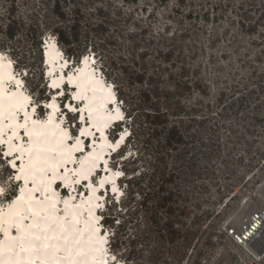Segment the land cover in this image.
I'll list each match as a JSON object with an SVG mask.
<instances>
[{"label": "trees", "instance_id": "trees-1", "mask_svg": "<svg viewBox=\"0 0 264 264\" xmlns=\"http://www.w3.org/2000/svg\"><path fill=\"white\" fill-rule=\"evenodd\" d=\"M49 34L74 64L96 57L125 112L124 190L104 213L113 252L117 227L140 220L158 261L183 264L203 238L194 264L207 262L264 173V0H0L16 69L43 77Z\"/></svg>", "mask_w": 264, "mask_h": 264}, {"label": "bare ground", "instance_id": "bare-ground-1", "mask_svg": "<svg viewBox=\"0 0 264 264\" xmlns=\"http://www.w3.org/2000/svg\"><path fill=\"white\" fill-rule=\"evenodd\" d=\"M50 38L52 39V41L48 37L46 38L47 46L45 47V53L46 59L51 64L49 72L54 73L57 68V62H55V59L61 57L64 52L57 43L55 36L50 35ZM83 59V66L81 67L80 65L77 69V72L71 73L69 76H65L63 74H54V76L52 77V83L54 86H57L62 84L64 80H67L71 84H74L77 87L75 96L77 98L85 97L87 101L86 105L81 108L82 112L87 110L90 114L92 125H95L97 128L102 129V132H104V127L109 121L120 118L122 115H124L125 120V112L121 107L120 100L117 97L116 90L113 86L114 84L108 82L106 78L103 77L101 69L97 66H95L96 69L100 70L101 73L100 75H94L92 68L93 65L90 66V61L91 59H93L97 64L96 57L91 53H88L83 57ZM68 61L70 62V59ZM12 66L15 68L14 59L11 58L9 54L1 52L0 139L2 142H6L7 153L12 155L14 152H16L15 149L17 147H22L26 149L29 146L28 138H26L27 136L25 135V129L20 127V125L25 123V113H27L28 127L30 129L33 128V122H36L35 128L41 130L44 133V139L47 142L45 145L46 147H51L55 149L73 148L74 146H76L77 141H79L80 151H75L73 155L78 160H82L85 162L88 177L98 162L95 161V159H92L91 156L96 158L97 160H99L100 158H104V154L108 152L111 147L113 149H116L122 143L125 134L122 133L120 138L118 135L115 139H112L111 136H109V138L105 137V134L103 133L101 141L96 142L98 146H94L92 151L89 153L90 156L88 155L87 157L83 156L80 158V155L83 153L81 149L84 146V139L82 135L84 133H90L91 135H93V126H87L86 123V125L83 126V128L81 129V134L74 139L75 141H68V139H70L71 137L69 129H65L64 127H62V123L58 122L53 115L54 113H56L57 108L59 106L57 101L55 99L51 101L50 106L52 107L53 111L47 119L40 118L34 115L36 106H32L33 104H31L32 107L29 106L31 97L22 88L23 78L21 77V75H19L22 73H15V71H12ZM59 66H62V62L59 63ZM8 81H10L11 83L10 89H8ZM107 99H117L120 105H117L115 110L106 111L105 106ZM76 107H78V105H76ZM21 112L24 113L23 117L20 116ZM84 116L85 114H82V119L84 118ZM15 137L18 138V141L14 140ZM94 139H96V137ZM18 155L20 156L21 153L18 152ZM50 155L55 157L56 159L60 158L59 151H53L50 153ZM12 157H14L12 161H15L16 167L19 170L16 176L19 175L24 181V186L21 187V189H23L24 191L23 199H20V197L22 196L20 190L19 196H17L18 194H16V198L13 201H10L8 204L0 208V231L3 230L5 234V237L0 241V264H29L30 260H35V264H42L41 259L30 257L27 253L16 254L9 252L10 239L12 237H17L18 235H20V232L18 230H12V228L14 227L12 221L15 220L16 224H20L21 227L26 229L27 226L33 223V218L31 216V213L23 210L24 202L29 201L30 199L33 203L35 200H43L46 204L54 203L56 207V205L58 204L57 200L59 196L56 191L48 193V189H54L53 182L50 188H48L46 184L42 186L40 184L39 174L35 178V183L34 178L32 176H29L27 178V182H25L24 174L21 172V167L28 164L27 152H24L23 159H20L22 161L20 165L18 162H16V154H13ZM67 167L70 171L67 173L68 179L65 181L69 183H74L75 180L83 179L82 176L73 175L72 172V170L80 169V165L78 163H69ZM106 169L108 170L105 172L103 178L100 180L101 185H104L107 180L112 182L115 181L117 178V174L121 172L116 168H112L111 165H109ZM59 174H64L63 170H59ZM101 175L102 173H100V176ZM38 187H45L47 188V191L40 192L41 195L38 196V194H35L34 191V189ZM4 189L5 187L0 184V190H2L0 191V193L3 192ZM96 189L97 187L91 184V196L86 199V201H88L90 205L96 202L98 197L100 196L97 195ZM119 190L121 191L120 187ZM62 192H65V190H62ZM87 194L88 192L86 191L85 196ZM66 201H68V204L67 206H65V213L58 212V208H54L51 213V219L61 220L66 218L68 221H70L73 217H75L79 221L76 227L82 230L85 229L86 222L91 224L93 223V220H96V216H94L92 209H90V215L92 216V219L82 218L81 214L84 212V209L88 208L86 201H80L79 203H75L71 199H67ZM250 206H252V204H250L248 207ZM254 207L255 206H253V208ZM18 212L20 213L19 216L17 215ZM242 214L243 212L237 214L236 219L234 220L235 223L238 222ZM41 215L44 214L42 213ZM21 216L26 217L22 220V224L20 219ZM52 234L53 233L49 231V235ZM1 235L3 236V234ZM101 237H104V239H106L105 236ZM58 256L62 261L66 258V254L63 251L59 252ZM97 256L100 257L101 255L97 253ZM48 259L50 262L51 257H49Z\"/></svg>", "mask_w": 264, "mask_h": 264}, {"label": "snow or ice", "instance_id": "snow-or-ice-1", "mask_svg": "<svg viewBox=\"0 0 264 264\" xmlns=\"http://www.w3.org/2000/svg\"><path fill=\"white\" fill-rule=\"evenodd\" d=\"M76 112L77 109H70ZM36 122H33V128L28 127L27 113H25V123L20 127L25 129V135L28 137L29 146L25 149L17 147L15 151L20 152L18 159H23L24 152L28 154V164L21 167V172L24 174L25 182L27 178L32 176L35 178L39 174L40 184L47 185L48 188L55 180L65 181L68 179L67 173L70 171L67 167L69 163H78L79 170H72L73 175L82 176L87 179L86 165L82 160L74 157L75 151H80L79 141L73 148L55 149L46 147L44 133L35 128ZM53 151L60 152V158L56 159L51 156ZM13 168L16 167L15 161L11 162ZM63 170L64 174H59V170ZM16 179L21 177L18 175ZM74 183H80V180H75ZM2 191V190H0ZM23 189H21L23 199ZM36 192H45L47 188H35ZM67 206L68 201L64 202ZM55 204H46L43 200H35L24 202V211L31 213L33 223L27 228L21 227L13 220L12 223L17 227L20 235L12 237L9 242L10 253H27L30 257L41 259L42 264H105L102 256L98 257L97 253L101 252L100 245L105 243L104 237L99 236L100 229L96 226V222L91 224L85 223V229H79L76 225L79 221L73 217L70 221L66 218L61 220L51 219L52 210ZM44 215H41V214ZM19 216L20 213L18 212ZM26 217L21 216L22 220ZM98 222V218H97ZM49 231L53 234L49 235ZM63 251L66 254L65 260H61L58 253ZM49 257L51 261L49 262ZM115 259V257H113ZM29 264H35V260H30Z\"/></svg>", "mask_w": 264, "mask_h": 264}, {"label": "rangeland", "instance_id": "rangeland-1", "mask_svg": "<svg viewBox=\"0 0 264 264\" xmlns=\"http://www.w3.org/2000/svg\"><path fill=\"white\" fill-rule=\"evenodd\" d=\"M225 26H226V22L220 25L219 30H223ZM213 28H214V25L212 23L207 25V30L209 32H211ZM229 39H230V35L227 34L225 37V42H228ZM43 52H44V49H43ZM96 66L98 67V64H96ZM41 67L43 70L42 78H40L39 75L32 74V73L27 75L26 71H28V69H25V68L16 69L18 72L22 73L19 75H21V77L23 78L27 91L33 97V99H35L37 102L39 99H42L45 97L51 98V96L49 95L48 84H47V80L45 77L44 61ZM61 100L62 99L58 98L59 103L62 102ZM121 107H122V104H121ZM118 128L119 127L117 126L116 129H113L111 131V138L114 139L115 137L118 136ZM125 128L129 130L128 127H125ZM123 129L124 127L121 129V131ZM129 151L130 150H127V152L125 153L123 157L121 156L114 157V159L111 162L112 167L122 171L121 168L119 167V162L122 161L123 158L129 155ZM254 173L255 172L249 175L253 177L257 176L256 178H259L260 176H262V178H261V182L258 185H256L253 189H250V188L244 189L245 197H250V200H251V202H249L247 206H249L250 204H252V206H255L256 203H261L262 199H264V192H263L264 191V173H259V175H254ZM12 176L13 174L11 172V168L8 165H6L5 160L2 158L0 154V184H2L5 187L4 191L6 192L10 191L15 184ZM120 188L122 191L124 190L123 186ZM109 199L110 201L111 199L113 200L112 204L110 203ZM3 201H4V198L0 197V202H3ZM113 202H117V199L114 197H109L107 200L108 206L109 205L113 206ZM247 206L240 212H243L244 214L247 209ZM252 206H250V208ZM117 207H118L117 209L119 210V206ZM238 209H239V206L238 208L234 209L229 214V216L237 212ZM118 210L114 211L113 213L118 214L119 212ZM240 212H238L237 214H239ZM122 213H123L122 215H119V217H117V219L114 220L115 226L118 225V220H121L122 222H124L125 220L128 219V216L125 214V212L122 211ZM142 227L143 225L140 220H137V221L134 220L133 222L124 224L123 227H117V229H119L120 232H119V236L115 239L114 255L117 257V259L121 260L125 264H165L166 259L164 257H161L159 259L160 261H158L156 259L157 256L151 251V247L146 245L145 242L142 240L140 236ZM113 229H114L113 227L108 228L110 236H112ZM217 240L219 239H217L216 237L213 238V242H217ZM202 241H203V238H201L198 241L195 249L193 251L191 250L188 253L187 258L186 260H184L183 264H194V261L199 258V252L201 251ZM237 252H238L237 248L232 244L230 240L226 238L222 241V244L218 243L217 246L213 248V250L211 251V254L207 255L209 256L208 261L207 262L203 261V263L204 264H244V261L238 259Z\"/></svg>", "mask_w": 264, "mask_h": 264}, {"label": "built area", "instance_id": "built-area-1", "mask_svg": "<svg viewBox=\"0 0 264 264\" xmlns=\"http://www.w3.org/2000/svg\"><path fill=\"white\" fill-rule=\"evenodd\" d=\"M50 39V35H48ZM250 197L243 198L237 212L222 223L225 236L237 248V257L244 264H264V199L250 208ZM247 206L238 222L237 213Z\"/></svg>", "mask_w": 264, "mask_h": 264}, {"label": "water", "instance_id": "water-1", "mask_svg": "<svg viewBox=\"0 0 264 264\" xmlns=\"http://www.w3.org/2000/svg\"><path fill=\"white\" fill-rule=\"evenodd\" d=\"M91 58V57H90Z\"/></svg>", "mask_w": 264, "mask_h": 264}]
</instances>
